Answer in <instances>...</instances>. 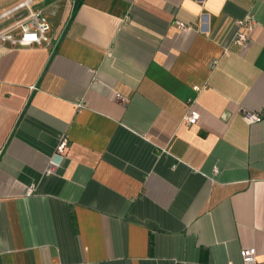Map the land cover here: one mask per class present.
<instances>
[{"label": "crops", "instance_id": "crops-1", "mask_svg": "<svg viewBox=\"0 0 264 264\" xmlns=\"http://www.w3.org/2000/svg\"><path fill=\"white\" fill-rule=\"evenodd\" d=\"M34 8L62 39L0 43V264H264V0Z\"/></svg>", "mask_w": 264, "mask_h": 264}, {"label": "built area", "instance_id": "built-area-1", "mask_svg": "<svg viewBox=\"0 0 264 264\" xmlns=\"http://www.w3.org/2000/svg\"><path fill=\"white\" fill-rule=\"evenodd\" d=\"M1 1V0H0ZM40 0H24L14 8L7 10L0 14V22L10 19L14 14L25 12L20 20L16 21L9 27L0 30V43L10 44L11 47H47L54 51L61 39L62 34L51 35L52 27L48 17L42 10H36L34 5ZM256 25V18L249 14L245 18L236 21V32L233 37L235 45L244 47L250 41V34L254 31ZM178 27L181 30H188L190 27L183 23H179ZM34 88V87H33ZM196 90H198L196 88ZM81 109V105H78ZM243 118L248 123H257L261 121V117L249 111L243 112ZM200 115L196 112L188 113L183 119L186 126L197 124ZM69 147V139L63 137L57 147L56 153L52 158L48 173H54L55 168L58 167L65 159ZM31 191H29L30 193ZM243 264H257V253L255 249H249L242 252Z\"/></svg>", "mask_w": 264, "mask_h": 264}, {"label": "rangeland", "instance_id": "rangeland-1", "mask_svg": "<svg viewBox=\"0 0 264 264\" xmlns=\"http://www.w3.org/2000/svg\"><path fill=\"white\" fill-rule=\"evenodd\" d=\"M15 15H17V14H14V17H15ZM11 17H12V18H11ZM11 17H10V19L12 20L14 17H13V16H11ZM7 20H9V19H7ZM11 20H9V21H11Z\"/></svg>", "mask_w": 264, "mask_h": 264}]
</instances>
